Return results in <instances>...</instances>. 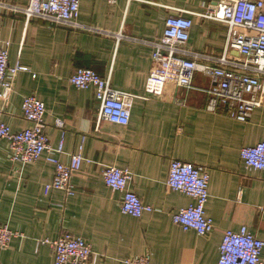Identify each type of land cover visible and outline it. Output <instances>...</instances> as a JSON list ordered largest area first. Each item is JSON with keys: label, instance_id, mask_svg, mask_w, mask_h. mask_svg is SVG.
Wrapping results in <instances>:
<instances>
[{"label": "crops", "instance_id": "1", "mask_svg": "<svg viewBox=\"0 0 264 264\" xmlns=\"http://www.w3.org/2000/svg\"><path fill=\"white\" fill-rule=\"evenodd\" d=\"M220 0H80L74 27L39 17L25 19L19 10L28 0H0V48L17 72L7 100L0 98V118L12 131L28 126L22 117L24 97L45 105L49 145L62 143L55 156L63 163L82 144L85 158L73 173L74 193L48 187L54 165L40 157L28 164L12 162L6 140H0V224L17 231L0 264H52L50 245L62 231L82 237L98 253L86 264H124L126 257L148 254L151 264H216L226 230L246 225L264 241V170L246 169L239 155L264 135V107L247 122L207 111L202 89L210 81L198 72L193 88L167 84L162 96L144 95L153 48L168 15L192 20L186 48L201 63L215 64L225 55L241 60L226 45L227 25L203 16ZM204 57H203V56ZM77 67L94 69L118 91L133 94L126 126L98 120L92 87L76 88L68 77ZM239 70L236 66H229ZM63 121L62 128L55 120ZM202 165L209 172L205 213L213 230L200 236L171 221L170 214L192 200L165 184L171 159ZM111 165L132 174L129 188L151 212L123 214L120 193L103 182L100 169ZM264 256V248L262 249ZM264 264V263H263Z\"/></svg>", "mask_w": 264, "mask_h": 264}, {"label": "built area", "instance_id": "2", "mask_svg": "<svg viewBox=\"0 0 264 264\" xmlns=\"http://www.w3.org/2000/svg\"><path fill=\"white\" fill-rule=\"evenodd\" d=\"M104 1L111 4L116 0ZM79 5L80 0H28L19 10L25 19L39 17L54 24L79 27ZM203 16L227 25L226 45L236 49L241 60L233 62L221 55L215 59V64L197 61L201 55L186 48L192 20L181 14L168 15L160 37L148 41L153 48L152 67L146 78L144 95L162 96L167 84L192 89L195 75L200 72L210 81V85L202 89L206 94L205 109L247 122L255 108L264 107V0H220ZM6 46L0 48V98L3 100L8 99L13 89L17 72L27 70L19 64L9 65ZM229 66H236L239 70ZM68 82L78 89H94L99 104L98 120L121 126L129 123L132 100L137 96L113 89L107 77H102L89 67H77L69 75ZM21 111L28 126L19 131H12L0 118V140L4 139L8 143L9 159L28 164L44 157L54 165V174L48 187L62 189L66 195L73 194L71 177L85 160L82 144L69 155L67 163L61 162L55 153L62 152V143L53 148L48 142L44 103L36 96L28 95L22 100ZM55 126L62 128L63 121L56 119ZM239 155L246 169L264 170V135L257 143L242 146ZM100 174L111 191L120 193L119 208L123 214L140 217L144 212L152 211V206L144 204L129 188L132 180L130 171L105 165L100 169ZM165 184L171 191L184 193L192 200L187 206L171 212V221L200 236L212 232L213 220L205 213L209 197L208 169L173 158L169 163ZM20 234L0 224V249H6L11 239ZM38 244L52 247V264H86L97 261L99 257L88 242L68 231H62L53 240H37ZM263 248L264 241L249 231L246 225L237 231L228 229L222 235L216 264H263ZM123 262L151 264L148 254L126 257Z\"/></svg>", "mask_w": 264, "mask_h": 264}]
</instances>
